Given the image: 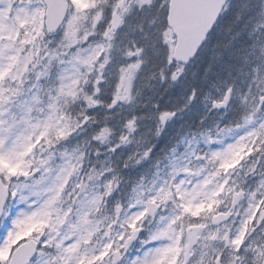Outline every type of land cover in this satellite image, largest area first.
<instances>
[{
  "label": "snow or ice",
  "instance_id": "snow-or-ice-1",
  "mask_svg": "<svg viewBox=\"0 0 264 264\" xmlns=\"http://www.w3.org/2000/svg\"><path fill=\"white\" fill-rule=\"evenodd\" d=\"M0 264H264V0H0Z\"/></svg>",
  "mask_w": 264,
  "mask_h": 264
}]
</instances>
